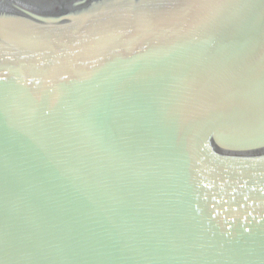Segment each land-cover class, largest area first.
Returning a JSON list of instances; mask_svg holds the SVG:
<instances>
[{
  "label": "water",
  "instance_id": "obj_1",
  "mask_svg": "<svg viewBox=\"0 0 264 264\" xmlns=\"http://www.w3.org/2000/svg\"><path fill=\"white\" fill-rule=\"evenodd\" d=\"M0 264H264V0H0Z\"/></svg>",
  "mask_w": 264,
  "mask_h": 264
}]
</instances>
